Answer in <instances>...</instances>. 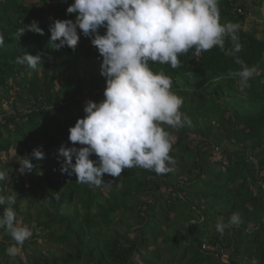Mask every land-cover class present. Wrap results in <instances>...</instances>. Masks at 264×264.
<instances>
[{
	"label": "trees",
	"instance_id": "obj_1",
	"mask_svg": "<svg viewBox=\"0 0 264 264\" xmlns=\"http://www.w3.org/2000/svg\"><path fill=\"white\" fill-rule=\"evenodd\" d=\"M263 2L219 0L220 22L239 25L236 56L258 69L246 87L229 75L240 65L219 47L182 54L176 69L151 65L172 79L190 120L163 125L173 171L134 167L118 178L104 174L111 187H90L61 174L57 150L72 146L68 130L86 101L104 99L98 50L83 35L75 51L53 48L49 25L75 19L66 13L73 0H0V170L10 177L0 192L16 196L18 221L35 225L15 257L6 253L15 242L0 228V264H264V19L244 27ZM33 21L44 34L19 38ZM24 52L41 56L38 70L16 62ZM40 146L46 158L21 173L18 162ZM233 213L242 222L218 232L217 218L227 223Z\"/></svg>",
	"mask_w": 264,
	"mask_h": 264
},
{
	"label": "clouds",
	"instance_id": "obj_2",
	"mask_svg": "<svg viewBox=\"0 0 264 264\" xmlns=\"http://www.w3.org/2000/svg\"><path fill=\"white\" fill-rule=\"evenodd\" d=\"M66 13H74L75 19H53L49 25L53 48L75 51L81 35L89 38L98 50L100 75L106 82L104 99L87 100L85 115L69 128L72 146L62 144L57 150L58 158H64L61 174L75 175L76 182L90 187H111L104 174L118 178L122 171L134 167L158 175L173 171V139L163 125L179 128L190 120L181 111L184 97L172 90L169 76L152 70L153 63L176 69L181 66L182 54L192 51L193 57H198L219 47L240 65V70L229 75L240 78L241 88L258 72L256 66H248L236 56L243 47L237 35L239 25L220 22L219 0H73ZM26 31L44 34L36 21L18 29V37ZM226 37L232 42L228 49ZM4 43L5 36L0 33V46ZM16 62L33 70L42 64L39 54L27 52L17 56ZM93 155L97 159L90 158ZM45 158L42 146L33 149L30 157L18 162L19 171L31 172L35 167L32 161ZM9 179L0 170V181ZM15 202V195L0 192V206L8 205L0 214V228L15 242L6 249L11 257L20 253L35 227L18 221L12 207ZM241 222L240 213H233L227 223L220 216L216 230L223 234Z\"/></svg>",
	"mask_w": 264,
	"mask_h": 264
},
{
	"label": "rangeland",
	"instance_id": "obj_3",
	"mask_svg": "<svg viewBox=\"0 0 264 264\" xmlns=\"http://www.w3.org/2000/svg\"><path fill=\"white\" fill-rule=\"evenodd\" d=\"M249 1H251V0H248V2H249ZM263 3H264V2H263ZM263 6H264V5H263ZM261 8H262V7H261ZM256 13H257V12H255V14H252V18L249 19V20L247 21V23H246L245 26H244L245 28H246V27H249V26L251 25L250 21H251L252 19H256V20H257V19H258V20H260V19H261V20L264 19V8H263V10H262L261 12H259V13H257V14H256ZM259 15H261V16H259ZM261 23H264V20H262ZM246 29H247V28H246ZM4 107L7 108V104H6V103L4 104ZM218 158H219V155H218V154L214 156V159H218ZM11 159H13V157H11ZM12 163H13V162H12ZM12 166H14V163L12 164Z\"/></svg>",
	"mask_w": 264,
	"mask_h": 264
},
{
	"label": "crops",
	"instance_id": "obj_4",
	"mask_svg": "<svg viewBox=\"0 0 264 264\" xmlns=\"http://www.w3.org/2000/svg\"><path fill=\"white\" fill-rule=\"evenodd\" d=\"M261 23V22H260Z\"/></svg>",
	"mask_w": 264,
	"mask_h": 264
}]
</instances>
